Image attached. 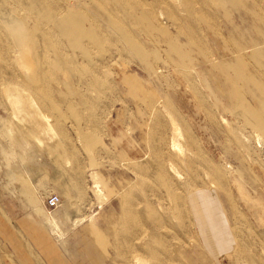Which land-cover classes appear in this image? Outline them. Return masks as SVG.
<instances>
[{"label": "rangeland", "instance_id": "374dc122", "mask_svg": "<svg viewBox=\"0 0 264 264\" xmlns=\"http://www.w3.org/2000/svg\"><path fill=\"white\" fill-rule=\"evenodd\" d=\"M0 264H264V0H0Z\"/></svg>", "mask_w": 264, "mask_h": 264}, {"label": "built area", "instance_id": "2783aa9c", "mask_svg": "<svg viewBox=\"0 0 264 264\" xmlns=\"http://www.w3.org/2000/svg\"><path fill=\"white\" fill-rule=\"evenodd\" d=\"M58 202V199L56 197H50L47 201V205L49 207H54Z\"/></svg>", "mask_w": 264, "mask_h": 264}]
</instances>
